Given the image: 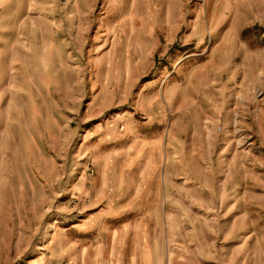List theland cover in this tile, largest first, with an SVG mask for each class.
<instances>
[{
  "label": "rangeland",
  "instance_id": "obj_1",
  "mask_svg": "<svg viewBox=\"0 0 264 264\" xmlns=\"http://www.w3.org/2000/svg\"><path fill=\"white\" fill-rule=\"evenodd\" d=\"M264 264V0H0V264Z\"/></svg>",
  "mask_w": 264,
  "mask_h": 264
},
{
  "label": "built area",
  "instance_id": "obj_2",
  "mask_svg": "<svg viewBox=\"0 0 264 264\" xmlns=\"http://www.w3.org/2000/svg\"><path fill=\"white\" fill-rule=\"evenodd\" d=\"M61 264H74V263L70 260H64V261H62Z\"/></svg>",
  "mask_w": 264,
  "mask_h": 264
}]
</instances>
